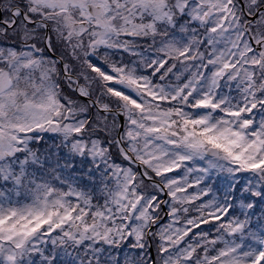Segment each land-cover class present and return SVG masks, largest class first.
Wrapping results in <instances>:
<instances>
[{"label":"snow or ice","instance_id":"obj_1","mask_svg":"<svg viewBox=\"0 0 264 264\" xmlns=\"http://www.w3.org/2000/svg\"><path fill=\"white\" fill-rule=\"evenodd\" d=\"M0 264H264V0H0Z\"/></svg>","mask_w":264,"mask_h":264}]
</instances>
